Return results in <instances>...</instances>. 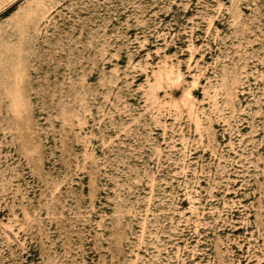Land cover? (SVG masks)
Segmentation results:
<instances>
[{"label":"rangeland","instance_id":"obj_1","mask_svg":"<svg viewBox=\"0 0 264 264\" xmlns=\"http://www.w3.org/2000/svg\"><path fill=\"white\" fill-rule=\"evenodd\" d=\"M0 264H264V0H0Z\"/></svg>","mask_w":264,"mask_h":264}]
</instances>
